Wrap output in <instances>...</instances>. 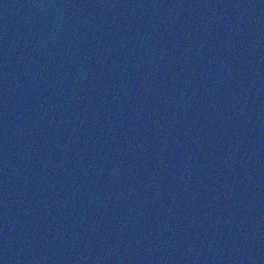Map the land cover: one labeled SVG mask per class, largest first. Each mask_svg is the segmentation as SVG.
I'll return each mask as SVG.
<instances>
[{"label": "water", "instance_id": "water-1", "mask_svg": "<svg viewBox=\"0 0 264 264\" xmlns=\"http://www.w3.org/2000/svg\"><path fill=\"white\" fill-rule=\"evenodd\" d=\"M0 264H264V0H0Z\"/></svg>", "mask_w": 264, "mask_h": 264}]
</instances>
